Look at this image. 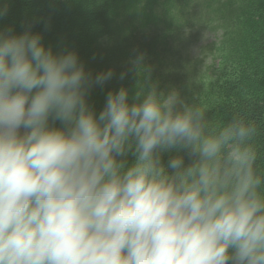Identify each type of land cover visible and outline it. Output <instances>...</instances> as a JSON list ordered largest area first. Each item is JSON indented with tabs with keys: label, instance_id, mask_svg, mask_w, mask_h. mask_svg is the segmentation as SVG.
<instances>
[{
	"label": "clouds",
	"instance_id": "1",
	"mask_svg": "<svg viewBox=\"0 0 264 264\" xmlns=\"http://www.w3.org/2000/svg\"><path fill=\"white\" fill-rule=\"evenodd\" d=\"M113 75L0 31V264H264L255 122Z\"/></svg>",
	"mask_w": 264,
	"mask_h": 264
},
{
	"label": "trees",
	"instance_id": "2",
	"mask_svg": "<svg viewBox=\"0 0 264 264\" xmlns=\"http://www.w3.org/2000/svg\"><path fill=\"white\" fill-rule=\"evenodd\" d=\"M4 6L0 31L31 29L54 53L75 51L93 76L113 70L89 94L97 114L109 91L127 88L131 103L155 87L178 90L213 124L255 122L264 176V0H0ZM18 15L22 24L12 22Z\"/></svg>",
	"mask_w": 264,
	"mask_h": 264
},
{
	"label": "rangeland",
	"instance_id": "3",
	"mask_svg": "<svg viewBox=\"0 0 264 264\" xmlns=\"http://www.w3.org/2000/svg\"><path fill=\"white\" fill-rule=\"evenodd\" d=\"M12 22H15V23H20L21 22V24H22V22H24V20L21 17H19V15H18V16H14L12 18ZM206 38H213V37L212 36H207ZM206 43H207V41L204 42V44H206ZM198 51H199V48H197L196 53Z\"/></svg>",
	"mask_w": 264,
	"mask_h": 264
}]
</instances>
